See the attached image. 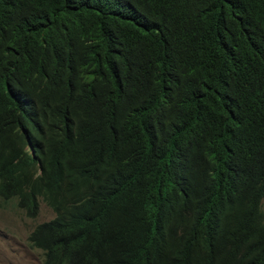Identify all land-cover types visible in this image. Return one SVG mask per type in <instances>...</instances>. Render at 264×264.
<instances>
[{"label": "trees", "instance_id": "1", "mask_svg": "<svg viewBox=\"0 0 264 264\" xmlns=\"http://www.w3.org/2000/svg\"><path fill=\"white\" fill-rule=\"evenodd\" d=\"M264 0H0V199L42 264H264Z\"/></svg>", "mask_w": 264, "mask_h": 264}, {"label": "rangeland", "instance_id": "2", "mask_svg": "<svg viewBox=\"0 0 264 264\" xmlns=\"http://www.w3.org/2000/svg\"><path fill=\"white\" fill-rule=\"evenodd\" d=\"M261 209L264 213V198ZM53 216V210L43 201L37 216L30 218L14 200L0 199V264H42L43 251L30 246L28 235L36 224Z\"/></svg>", "mask_w": 264, "mask_h": 264}, {"label": "clouds", "instance_id": "3", "mask_svg": "<svg viewBox=\"0 0 264 264\" xmlns=\"http://www.w3.org/2000/svg\"><path fill=\"white\" fill-rule=\"evenodd\" d=\"M1 200H2V199H1ZM3 201H4V200H3ZM8 201H10V200H8ZM14 201H15V200H14ZM40 201H42V200H40ZM261 201H262V200H261ZM5 202H7V201H5ZM39 208H40V205H39ZM21 210H22V209H21ZM38 212H39V211H38ZM53 212H54V211H53ZM54 215H55V213H54ZM26 216H27V215H26ZM36 216H37V215H36ZM27 217H28V216H27ZM53 217H54V216H53ZM53 217H52V218H53ZM52 218H51V219H52ZM49 220H50V219H49ZM47 221H48V220H47ZM42 222H43V221H42ZM40 223H41V222H40ZM36 225H37V224H36ZM31 231H32V230H31ZM40 250H41V249H40Z\"/></svg>", "mask_w": 264, "mask_h": 264}]
</instances>
